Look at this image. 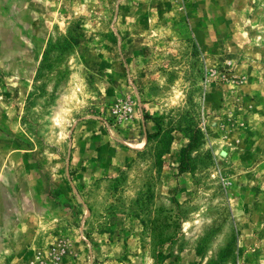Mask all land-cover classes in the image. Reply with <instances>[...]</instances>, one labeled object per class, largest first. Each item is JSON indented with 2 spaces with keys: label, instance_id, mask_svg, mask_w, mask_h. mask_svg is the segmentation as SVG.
<instances>
[{
  "label": "rangeland",
  "instance_id": "rangeland-1",
  "mask_svg": "<svg viewBox=\"0 0 264 264\" xmlns=\"http://www.w3.org/2000/svg\"><path fill=\"white\" fill-rule=\"evenodd\" d=\"M216 262L264 264V0H0V264Z\"/></svg>",
  "mask_w": 264,
  "mask_h": 264
},
{
  "label": "trees",
  "instance_id": "trees-1",
  "mask_svg": "<svg viewBox=\"0 0 264 264\" xmlns=\"http://www.w3.org/2000/svg\"><path fill=\"white\" fill-rule=\"evenodd\" d=\"M196 144H197L196 143V139L194 137L193 138L191 137L189 144L182 149V161L180 163V169H181V171L184 172V171H189L191 169L189 162L186 161L185 159H186V155L189 152V150L193 149L196 146ZM227 251L228 250H226L225 252H223V254L221 255V258L224 257V254H226ZM215 264H217V262Z\"/></svg>",
  "mask_w": 264,
  "mask_h": 264
}]
</instances>
